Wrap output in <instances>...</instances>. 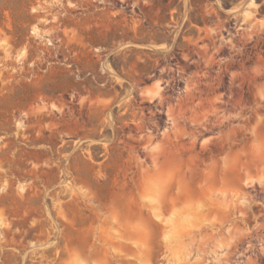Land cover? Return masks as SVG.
Here are the masks:
<instances>
[{"label": "rangeland", "instance_id": "374dc122", "mask_svg": "<svg viewBox=\"0 0 264 264\" xmlns=\"http://www.w3.org/2000/svg\"><path fill=\"white\" fill-rule=\"evenodd\" d=\"M0 264H264V0H0Z\"/></svg>", "mask_w": 264, "mask_h": 264}]
</instances>
